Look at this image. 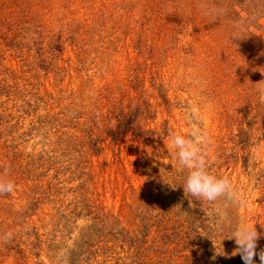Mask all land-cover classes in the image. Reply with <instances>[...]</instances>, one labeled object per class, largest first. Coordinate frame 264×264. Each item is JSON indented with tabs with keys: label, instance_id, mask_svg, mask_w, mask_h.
<instances>
[{
	"label": "rangeland",
	"instance_id": "1",
	"mask_svg": "<svg viewBox=\"0 0 264 264\" xmlns=\"http://www.w3.org/2000/svg\"><path fill=\"white\" fill-rule=\"evenodd\" d=\"M220 7L253 19L237 31L230 12L210 15L208 32L172 39L164 0H0V176L15 184L0 194V264H131L148 249L169 257L175 244L162 235L187 237L196 207L170 143L188 134L190 116L211 137L210 172L230 178L244 202L201 201L202 224L179 254L244 264L230 238L241 225L264 249V133L213 54L254 36L264 42V16ZM123 98L151 108L143 129L169 128L162 143L104 139L99 120Z\"/></svg>",
	"mask_w": 264,
	"mask_h": 264
},
{
	"label": "trees",
	"instance_id": "2",
	"mask_svg": "<svg viewBox=\"0 0 264 264\" xmlns=\"http://www.w3.org/2000/svg\"><path fill=\"white\" fill-rule=\"evenodd\" d=\"M223 1H228L232 8L236 4H239L243 9H258L260 16H264V0ZM164 2H170L172 4L173 10L169 18L170 21H172L171 38L173 39L177 34L189 32L193 30V28H195L197 32H208L207 28L205 29V25L210 17L209 9L211 5L212 7H220L221 0H164ZM208 4L210 6H208ZM225 10L227 13L228 9ZM230 13L232 16L230 22L234 24L236 19H245L237 10ZM153 15H149L145 18V24L150 25L152 23L153 18L155 19L157 16L155 14L153 17ZM201 16H204V19L201 20ZM201 21H203V23ZM243 41L238 42V47L235 49L232 48L233 44L231 43L230 45L224 46L219 52L212 50L214 48L210 47L208 42L205 41L203 50L214 51L215 53L213 54L216 56V58H214L216 64L221 63L225 65V76L232 78L234 84L240 87L237 92L241 99L240 108L244 111H254L253 116L255 120L253 123H257L258 131L264 133V103L260 101V93L258 91L261 80L264 78V42L256 36L251 39H243ZM136 77H132L133 82ZM124 99L125 98H123V101ZM125 103L124 101L116 106H111L108 112L103 114L102 118H100V126L98 125V127L105 128L104 132L106 136L104 139H109L113 143L120 144L130 135L131 141L137 143L139 146L154 145L156 142L162 143L165 136L169 133L168 127L158 132L151 128L143 129L141 124H139L142 115L145 114L144 118L149 114L151 115V108L147 105L143 107L141 104H136L137 106H135L133 100H130L127 104ZM113 122L115 123L113 124ZM244 133L250 136L252 130H244ZM87 136L89 137V141L95 145L92 144V147H99L101 141L93 139L95 137L93 131L88 133ZM194 204L196 207L192 209L193 215L190 221H188V227H190V229L187 237L183 238L182 229L175 231L173 228L172 233L162 235V238H165L169 245L175 244L171 250H166L165 252H169V257L164 256L161 259L157 258L154 249H148L139 254L137 251L136 254H133L134 259L131 264H201L202 257L200 254H179L181 252L179 248L185 244H189L187 239L197 232V229L203 221L202 202L195 200ZM162 229H165V231L169 230L167 227H163ZM193 237L196 238L194 235Z\"/></svg>",
	"mask_w": 264,
	"mask_h": 264
},
{
	"label": "clouds",
	"instance_id": "3",
	"mask_svg": "<svg viewBox=\"0 0 264 264\" xmlns=\"http://www.w3.org/2000/svg\"><path fill=\"white\" fill-rule=\"evenodd\" d=\"M209 14L215 19H219L220 16L226 14V10L222 7L213 8ZM251 19L253 17L236 22L234 28L237 31H243ZM232 38L240 37H231V42ZM258 91L260 93V101L264 103V88H260ZM188 122V134H173L170 140L171 146L175 151L177 163L186 172L182 183L185 195L209 203H214L224 198L242 204L244 202L243 195L233 186L230 178L214 175L209 170L206 146L211 144V137L208 132L198 118L190 116ZM14 190V182L0 176V194H11ZM189 202L191 205V200ZM230 238H234L237 245L232 255L239 254L244 264H255L254 257L258 255L261 264H264V249H261L258 253L256 251L259 238L256 229L241 225L234 230Z\"/></svg>",
	"mask_w": 264,
	"mask_h": 264
}]
</instances>
